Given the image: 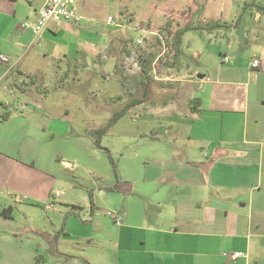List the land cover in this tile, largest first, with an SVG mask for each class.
Here are the masks:
<instances>
[{"label":"crops","instance_id":"0c3cea01","mask_svg":"<svg viewBox=\"0 0 264 264\" xmlns=\"http://www.w3.org/2000/svg\"><path fill=\"white\" fill-rule=\"evenodd\" d=\"M45 1L0 0V264H264V0L216 6L203 18L222 25L207 31L193 23L195 0H153L129 26L105 20L106 0H76L80 23L36 36L22 24ZM169 12L174 31L199 29L181 38L175 78L151 91L146 70L142 94L122 99L123 117L142 122L135 139L118 133L96 147L70 133L69 110L35 114L21 96L46 60L58 80L74 64L77 74L118 73L117 58L158 39ZM122 27L141 35L113 32Z\"/></svg>","mask_w":264,"mask_h":264},{"label":"rangeland","instance_id":"374dc122","mask_svg":"<svg viewBox=\"0 0 264 264\" xmlns=\"http://www.w3.org/2000/svg\"><path fill=\"white\" fill-rule=\"evenodd\" d=\"M228 1L229 0H209L208 2L207 0H195V5L199 6L200 9L199 11H197L196 8L194 9L195 18L193 23H195L196 26H205L209 21L205 20L203 16L211 15L213 8L218 5L224 7L225 11H227ZM106 2L108 6L106 5L107 8L104 10L103 15L106 17L105 20L111 24H122V26L126 24L129 26L134 20L139 24L146 21V16L149 12L154 11L150 8L153 0H106ZM208 10L211 11L207 13ZM126 13L128 15L123 17L122 15ZM168 14H171L169 19L171 21H168L166 24L158 25V32L165 40V47L162 46L159 38L150 41L146 39L147 42H145L144 39L145 46L140 48L145 54L143 58L144 62L141 70L136 73H130L128 71L124 63L126 54H122L117 58L116 67L118 73L103 69L105 72L104 75L107 78L101 77L100 75L92 77L90 73L77 74L74 64L72 65V71L63 72V77L61 80H58L55 71L57 65H50V62L46 60L42 77H39L36 84L31 85V94L21 93V96L25 98L24 101L29 100V102L35 104V114H39L43 111L44 114L51 117L52 115L50 114L57 116L63 113V110H69L68 122L70 123V133L73 135L80 133L86 139L91 138L95 142L98 138H102L106 143L105 145L108 146H103V148H111V145L116 141L115 139L118 133H128L132 139H135L143 130L142 122L132 121L128 115L123 117L127 112L121 109L127 108L129 105L122 99H130L134 95L142 94V74L144 69L147 71L152 70L151 74L156 71L157 74V78L153 75V78L150 80L151 91H154L152 90V86L158 87L161 85L164 78L171 79L175 78L177 75L174 70H171V68L173 69L174 67L172 64L174 61L173 36L176 32L174 30L177 28L176 24H174L176 20L173 18L174 12H169ZM189 15H191L190 12ZM126 18H128L127 21ZM204 28L206 31L209 30L208 24ZM113 32L117 35L123 33V35L129 36L135 41L141 35L136 29H128L125 27ZM106 33L110 35L111 31ZM186 33L189 35L193 33L197 34L191 30ZM185 42L187 43V41ZM147 48L156 51L154 53L150 50L148 51ZM182 63L187 64L185 56L183 57ZM58 65L61 66L63 70H67L69 66L67 62H61ZM192 66L196 68V63H193ZM78 75H80L81 78ZM41 89H43V91H41ZM171 94H173V90H166V93L158 96V102L169 99ZM152 95L155 96L154 93H152ZM116 109H120L121 111L114 113V111H117ZM47 111H49L50 114ZM117 113L119 114L118 116L122 114L121 116L123 119L116 121L115 124L111 126V119ZM102 128H105L106 131L103 137L97 133L98 130ZM133 142L135 141L133 140Z\"/></svg>","mask_w":264,"mask_h":264},{"label":"built area","instance_id":"2783aa9c","mask_svg":"<svg viewBox=\"0 0 264 264\" xmlns=\"http://www.w3.org/2000/svg\"><path fill=\"white\" fill-rule=\"evenodd\" d=\"M83 20V16L79 13L76 7V0H46L45 3L39 8L37 14V20L34 23L24 22L22 24V28H30L33 33L38 36L45 29H47L51 24H60L63 22L68 23H80ZM163 47H165V40L161 34L157 35ZM137 45L139 48H143L145 46V42L143 38H139L137 40ZM145 54L143 50L136 49L131 51L129 55L124 57V63L126 68L130 73H136L141 70L142 64L144 62ZM8 57L0 53V62H7ZM259 61L254 60L253 67H258ZM155 70V69H154ZM153 70V71H154ZM155 75L156 71H154ZM116 223H121V217L116 218ZM225 256H228L233 259L241 256L240 252H236L232 255L225 252Z\"/></svg>","mask_w":264,"mask_h":264},{"label":"trees","instance_id":"16d2710c","mask_svg":"<svg viewBox=\"0 0 264 264\" xmlns=\"http://www.w3.org/2000/svg\"><path fill=\"white\" fill-rule=\"evenodd\" d=\"M258 8H259V9H264V5H262V6H258ZM221 25H222V24H220V23H214V24H211V25L209 26V29H210V28H213V27H216V26H221ZM194 29H199V28L192 27V26H190L189 24H187V25H185V26H183V27L177 29L176 32L174 33V36H173V42H174V61L172 62L173 65H174V63H175L176 55H177V54L179 53V51H180L179 48H180L181 38H182L183 34L186 33L187 31L194 30ZM146 72H147L146 69H144V73H143L142 77H144V75H145ZM149 79H150V77H147V78L144 77L143 81L146 82V81H148ZM193 102H196V100H193ZM198 102H199V100H198ZM117 117H118V116L115 115V116L111 119L110 125H111V123H114V122L116 121ZM97 133H99V135L102 137V135L105 133V128H102V129L98 130ZM95 144H96L97 147L102 148V146H101V139H100V138H98V139L96 140V143H95ZM11 213H12V207L7 208V209L4 210V212H3L4 215L9 216V217H10Z\"/></svg>","mask_w":264,"mask_h":264}]
</instances>
